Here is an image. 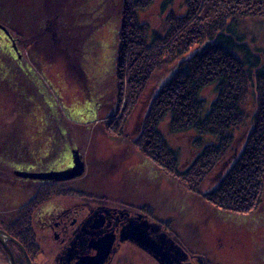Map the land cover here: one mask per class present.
<instances>
[{
    "label": "rangeland",
    "instance_id": "1",
    "mask_svg": "<svg viewBox=\"0 0 264 264\" xmlns=\"http://www.w3.org/2000/svg\"><path fill=\"white\" fill-rule=\"evenodd\" d=\"M121 6L122 0H0V25L15 39L22 35L29 45L19 61L7 38L9 33L0 27L2 220L9 224L17 211L34 199L41 184L55 182L93 195L88 202L74 197L51 200L67 209L89 208L93 202L106 208L141 211L157 227L164 242L178 236L214 264H264V199L260 209L248 215L218 210L171 179L133 145L152 98L176 73L180 61L204 44L222 43L249 69L264 71V19L231 25L158 71L124 135L116 137L106 133L104 124L118 101L116 59ZM171 11L184 16L185 0H156L138 15L141 23L164 34L165 19ZM89 30L92 32L87 34ZM254 90L252 87L243 107L246 122L235 131L232 150L204 184L203 192L215 188L241 154L256 111ZM217 96V84L200 93L205 112ZM170 120L168 115L159 129L176 152L179 169L185 170L201 151L193 145L198 135L195 131L172 133ZM202 139L204 146L219 141L208 135ZM46 204L33 218L40 245L38 256L34 260L30 257L33 264H46L58 249L51 227L42 225L50 220ZM146 207L152 208V214L144 211ZM12 244L17 261L24 253ZM3 250L1 245L0 264H10ZM123 250L131 264H159L135 244L127 243Z\"/></svg>",
    "mask_w": 264,
    "mask_h": 264
},
{
    "label": "trees",
    "instance_id": "2",
    "mask_svg": "<svg viewBox=\"0 0 264 264\" xmlns=\"http://www.w3.org/2000/svg\"><path fill=\"white\" fill-rule=\"evenodd\" d=\"M155 1L122 0L116 59L118 101L115 112L104 124L106 133L112 136L124 135L129 119L158 71L231 25L264 19V0H185L186 14L178 16L171 11L162 34L139 20L138 12ZM168 2L163 3V9ZM19 38L18 47L24 57L29 45L22 35ZM213 84H217L218 96L205 112L200 93ZM252 87L256 111L243 150L217 186L203 192L204 184L232 150L235 131L246 122L243 107ZM122 103V114L117 118ZM168 115L172 133L195 131L198 135L193 145L201 151L185 170L179 169L177 154L159 129ZM207 135L217 137L218 143L204 146L202 137ZM133 145L171 179L216 209L235 215L258 211L264 199V71L249 69L222 43L204 44L180 61L176 73L152 98ZM90 195L63 184L45 182L34 199L17 211L13 221L5 224L0 216V228L16 238L34 260L40 252L33 226L39 208L55 198L92 199ZM144 211L149 215L153 212L151 207ZM21 256L17 261L25 264V256Z\"/></svg>",
    "mask_w": 264,
    "mask_h": 264
},
{
    "label": "flooded vegetation",
    "instance_id": "3",
    "mask_svg": "<svg viewBox=\"0 0 264 264\" xmlns=\"http://www.w3.org/2000/svg\"><path fill=\"white\" fill-rule=\"evenodd\" d=\"M0 27L9 33L6 27ZM7 35L20 61L22 56L18 41L10 33ZM81 200L88 202V199ZM89 205V208L70 210L60 203L47 202V217L50 220L42 225L44 228L51 227L58 249L46 264H131L130 257L123 250L127 243L143 248L159 264L165 262L157 256L156 249L168 252L174 264H214L205 254L181 242L178 236L164 242L157 227L141 211L106 208L93 202Z\"/></svg>",
    "mask_w": 264,
    "mask_h": 264
},
{
    "label": "water",
    "instance_id": "4",
    "mask_svg": "<svg viewBox=\"0 0 264 264\" xmlns=\"http://www.w3.org/2000/svg\"><path fill=\"white\" fill-rule=\"evenodd\" d=\"M3 29L5 31V28ZM25 177H29V175H25ZM10 242L17 245V247H19V249L24 253L27 264H33V261L30 258L26 248L16 238L11 236L6 230L0 228V244L3 246L6 252L7 260L10 264H18L15 259L14 253L12 249L10 248V245H9ZM155 252L157 256H159L165 262V264H174L168 252L166 253L163 250H157V249L155 250Z\"/></svg>",
    "mask_w": 264,
    "mask_h": 264
}]
</instances>
